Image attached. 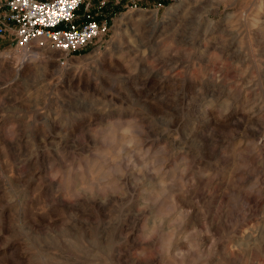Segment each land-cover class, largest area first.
I'll return each mask as SVG.
<instances>
[{
  "label": "rangeland",
  "instance_id": "374dc122",
  "mask_svg": "<svg viewBox=\"0 0 264 264\" xmlns=\"http://www.w3.org/2000/svg\"><path fill=\"white\" fill-rule=\"evenodd\" d=\"M104 1L0 46V264H264V0Z\"/></svg>",
  "mask_w": 264,
  "mask_h": 264
},
{
  "label": "built area",
  "instance_id": "2783aa9c",
  "mask_svg": "<svg viewBox=\"0 0 264 264\" xmlns=\"http://www.w3.org/2000/svg\"><path fill=\"white\" fill-rule=\"evenodd\" d=\"M129 10H137L135 0ZM104 0H0V46L30 53L48 49L67 58L106 36L112 18Z\"/></svg>",
  "mask_w": 264,
  "mask_h": 264
},
{
  "label": "bare ground",
  "instance_id": "6f19581e",
  "mask_svg": "<svg viewBox=\"0 0 264 264\" xmlns=\"http://www.w3.org/2000/svg\"><path fill=\"white\" fill-rule=\"evenodd\" d=\"M155 17H156V15H155ZM37 50L40 51V50H42V49H37ZM38 51H37V52H38ZM36 56H38V55H35L34 57H36Z\"/></svg>",
  "mask_w": 264,
  "mask_h": 264
}]
</instances>
